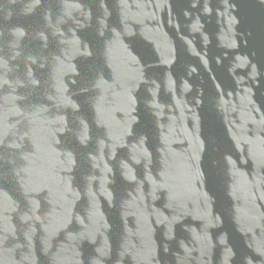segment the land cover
<instances>
[{
    "label": "water",
    "instance_id": "obj_1",
    "mask_svg": "<svg viewBox=\"0 0 264 264\" xmlns=\"http://www.w3.org/2000/svg\"><path fill=\"white\" fill-rule=\"evenodd\" d=\"M0 264H264V0H0Z\"/></svg>",
    "mask_w": 264,
    "mask_h": 264
}]
</instances>
